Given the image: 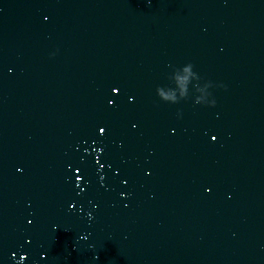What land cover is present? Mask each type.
Masks as SVG:
<instances>
[{
    "label": "water",
    "instance_id": "water-1",
    "mask_svg": "<svg viewBox=\"0 0 264 264\" xmlns=\"http://www.w3.org/2000/svg\"><path fill=\"white\" fill-rule=\"evenodd\" d=\"M0 264H264V0H0Z\"/></svg>",
    "mask_w": 264,
    "mask_h": 264
},
{
    "label": "clouds",
    "instance_id": "clouds-1",
    "mask_svg": "<svg viewBox=\"0 0 264 264\" xmlns=\"http://www.w3.org/2000/svg\"><path fill=\"white\" fill-rule=\"evenodd\" d=\"M183 72L187 73L189 71L188 67H185L182 69ZM175 79L177 80V82L181 85V87L183 88V86L186 83V76L182 77L180 75L175 76ZM183 94V93H182ZM157 95L164 100H175V96L171 93H167L164 92L163 90L157 89ZM69 207L71 208L72 205H69Z\"/></svg>",
    "mask_w": 264,
    "mask_h": 264
},
{
    "label": "snow or ice",
    "instance_id": "snow-or-ice-1",
    "mask_svg": "<svg viewBox=\"0 0 264 264\" xmlns=\"http://www.w3.org/2000/svg\"><path fill=\"white\" fill-rule=\"evenodd\" d=\"M116 91H117V89H116V88H113V92H116ZM130 99H131V97H130ZM108 103H109V104H112V101L109 100ZM99 131H100V132H104L105 129H104V128H100ZM213 139H215V137H213ZM76 179L79 180V179H81V177L77 176Z\"/></svg>",
    "mask_w": 264,
    "mask_h": 264
}]
</instances>
